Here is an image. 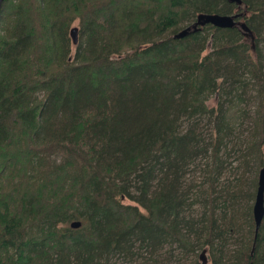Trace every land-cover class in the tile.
<instances>
[{"label": "trees", "instance_id": "1", "mask_svg": "<svg viewBox=\"0 0 264 264\" xmlns=\"http://www.w3.org/2000/svg\"><path fill=\"white\" fill-rule=\"evenodd\" d=\"M236 9L2 0L0 264H177L176 249L199 248L210 264H264V218L255 233L252 215L264 167V0L239 8L253 39L210 25L174 39L199 14ZM249 89L255 116L241 148L230 112L246 118ZM231 156L234 177L222 181ZM202 161L203 182L187 185Z\"/></svg>", "mask_w": 264, "mask_h": 264}, {"label": "rangeland", "instance_id": "2", "mask_svg": "<svg viewBox=\"0 0 264 264\" xmlns=\"http://www.w3.org/2000/svg\"><path fill=\"white\" fill-rule=\"evenodd\" d=\"M242 11V10H241ZM234 14V13H233ZM184 28V27H183ZM209 50V47H208ZM244 102L239 107L246 112L247 116L246 118L241 117V112H235V110L231 111V114L233 115V119L235 121L236 128L234 130V134L236 139L233 141L232 145L237 144V146H240L241 148L244 147L246 142L251 138V130H252V120L255 116V108H256V99H255V91L253 89H249L245 95H244ZM216 101V96L213 95L210 97L208 105L214 106ZM205 133H207V129H204ZM231 143L228 145V147H232ZM204 161H202L201 165H199L198 168H191L190 172L187 175V185L195 184L199 185L203 182V173L201 172V169L204 166ZM228 162L232 163L230 166L227 167V169L224 171L222 175V181H225L226 179H233L235 170H233V167L236 165V161H234L233 157L231 156L230 159H228ZM240 172H237V176L240 175ZM256 177V172L254 169H252L248 174L244 176L243 179H245V183H249ZM194 211L200 212V209L198 206L193 207ZM234 248V244L230 243L228 248L229 250ZM205 250L204 248L196 249V255L197 256H185L182 255L179 249H176L174 252V255L178 258L179 263L177 264H194V260L197 259L199 262L201 260L199 259V255L201 252ZM206 251V250H205ZM206 264H210L209 254L206 251ZM170 264H176V263H170Z\"/></svg>", "mask_w": 264, "mask_h": 264}, {"label": "water", "instance_id": "3", "mask_svg": "<svg viewBox=\"0 0 264 264\" xmlns=\"http://www.w3.org/2000/svg\"><path fill=\"white\" fill-rule=\"evenodd\" d=\"M228 3L235 5L238 9L242 8V0H226ZM2 0H0L1 7ZM245 13L240 12L232 15H220V14H199L196 16V20L192 27L181 30L174 36V39H183L191 33L197 32L199 29L205 26H212L218 29H233L238 27L246 37L253 39V34L245 24V22L236 21L238 18L244 16ZM69 38L71 44L75 45L77 42V29L71 28L69 30ZM252 215L255 224V233H257L263 218H264V167L258 172L257 188L255 194V200L252 207ZM80 226L79 222H72L70 224L71 229H77ZM206 251L203 250L199 255V259L202 264H206Z\"/></svg>", "mask_w": 264, "mask_h": 264}, {"label": "flooded vegetation", "instance_id": "4", "mask_svg": "<svg viewBox=\"0 0 264 264\" xmlns=\"http://www.w3.org/2000/svg\"><path fill=\"white\" fill-rule=\"evenodd\" d=\"M241 10L240 9H236V11L234 12V14H237V13H240ZM236 21H239V22H244V16L238 18ZM238 28V27H236ZM239 29V28H238Z\"/></svg>", "mask_w": 264, "mask_h": 264}]
</instances>
